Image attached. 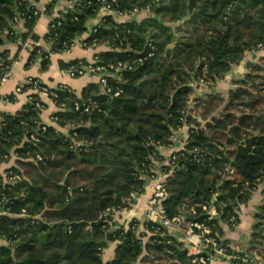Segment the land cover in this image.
I'll return each instance as SVG.
<instances>
[{
  "label": "trees",
  "instance_id": "1",
  "mask_svg": "<svg viewBox=\"0 0 264 264\" xmlns=\"http://www.w3.org/2000/svg\"><path fill=\"white\" fill-rule=\"evenodd\" d=\"M118 6L156 8L141 20L105 16L85 40L109 45L95 55L99 63L131 64L120 81L110 82L119 95L104 93L98 82L88 84L81 96L51 89L58 104L66 103L54 114L59 127H68L66 133L42 124L44 102L43 108L32 101L18 113L0 112V166L15 153L7 173L20 176L4 186L0 173L9 209L0 215V238L6 241L0 244V264H202L193 262L196 256L160 221L140 227L134 219L114 230L112 224L114 212L130 208L133 194L146 190L164 158L160 148L170 147L185 125L189 136L185 148L174 152L176 167L165 166L169 196L160 205L166 218L183 215L209 226V236L235 256L233 264H256V252L264 253V203L243 251L221 239V223L236 226L241 205L264 184V64L248 62L227 95L200 93L197 87L199 82L213 87L247 52L264 47V0H118ZM98 13L96 0L77 1L75 9L56 18L61 25L49 30L45 41L55 42L53 50H65ZM19 14L26 18L20 47L29 38L40 40L29 1L0 0V45L16 40ZM35 43L29 62L41 57L46 68L49 53ZM13 59L0 52V85ZM80 97L97 107L75 111L72 102ZM215 193L218 216L210 218L203 206L213 203ZM111 243H117L114 255L105 260Z\"/></svg>",
  "mask_w": 264,
  "mask_h": 264
},
{
  "label": "crops",
  "instance_id": "2",
  "mask_svg": "<svg viewBox=\"0 0 264 264\" xmlns=\"http://www.w3.org/2000/svg\"><path fill=\"white\" fill-rule=\"evenodd\" d=\"M37 4L39 6H45L49 13L55 17L65 14L66 8L69 7V0H56L50 2L48 0H38ZM52 5L51 7H49ZM145 13V12H144ZM141 13V19L147 16V13ZM137 19L138 16L136 17ZM128 17H124L121 20H128ZM139 19V20H141ZM49 15H43L36 21L34 32L40 36V40L37 42L42 45L44 50L49 53L48 57L50 63L46 68H42L41 60L36 59L29 62L30 58V46L20 47V40L18 36L26 32L25 24L20 21L14 24V30L17 33L15 41H7L5 39L4 44L0 45V52H7L9 58L13 59L11 65L12 75L5 82L0 85V112L7 113H18L26 108L29 103V97L35 94V91L29 84L27 80L29 78H39L45 85L51 89H55L60 85H66L71 88L72 91L81 96L83 89L92 82H97L98 79L93 75H84L80 77H71L64 72L66 66L74 60H87L92 61L95 59V55L102 51L109 49V45L106 44H96V45H83L82 42L91 35L90 28L97 22L94 18L90 20L88 24V30L80 37H78L73 46L68 50L52 49L54 44L52 42H46L45 36L49 32ZM31 40V43L33 40ZM264 58V47L256 51H249L246 53L245 58L238 65H235L232 70L225 76L224 79L219 82L230 84L228 90L234 86L233 80L242 78L247 72L248 62H262ZM29 63V64H28ZM63 63L66 66H63ZM218 82V83H219ZM18 86H24L23 92L17 93L16 89ZM200 93L208 92L209 90L215 91L212 88L205 87ZM220 91V90H219ZM228 92V91H227ZM8 95H13V100H7L5 97ZM40 98L45 103V107L41 112V122L42 124L56 126L59 130L63 132L68 131V127H59L54 120V114L59 110L55 102L46 94L40 95ZM2 118L0 117V123ZM188 126H183L176 130L174 133L173 143L170 147L160 148L161 154L164 156L163 160L156 163V175L155 177L149 179L146 190L137 195L135 204L130 209H125L120 212L115 213L113 216V228H118L122 225H127L131 218L146 220L150 218L149 211V200L153 194V189L158 182H164L168 173L165 172V166H168L169 159L174 152L182 150L185 148L188 139ZM15 153L12 154L10 160L4 162L0 166V173L5 175L8 169L15 165L16 160ZM264 203V184H260L252 193L250 200L242 204L239 210V223L231 227L228 223L222 222V240H227L230 246L235 250L243 251L247 249L249 242L252 239V234L254 232V225L257 222L256 215L259 212V207ZM186 219L180 218L179 221L174 222L170 227L169 231L171 234L178 236L179 240L183 242L184 248L186 246H194L195 241L187 239L186 234ZM196 240V239H195ZM6 241L0 238V244H5ZM117 243H111L109 247L104 251L105 260L112 259L114 255V249ZM194 251V250H192ZM264 259L263 255L256 252V258ZM207 264H233L232 260L228 257H224L220 254H215Z\"/></svg>",
  "mask_w": 264,
  "mask_h": 264
},
{
  "label": "built area",
  "instance_id": "3",
  "mask_svg": "<svg viewBox=\"0 0 264 264\" xmlns=\"http://www.w3.org/2000/svg\"><path fill=\"white\" fill-rule=\"evenodd\" d=\"M28 1L30 3V7L33 9V16L37 18V20L43 15H49L50 17L49 30L55 29L57 26L61 25V21L56 20V18H61L63 17L64 14H61L55 17L54 15L49 13L48 9L45 6H39L37 4L38 0H28ZM48 1L54 2L56 0H48ZM77 1L79 0H69L70 6L66 8V12H68L70 9H75ZM96 1L97 3H99V13H98V16L96 17L97 22L90 28V34L97 32L99 26L104 21L105 16L110 15L116 18L117 20H121L124 17H128L129 18L128 20H139L136 18L137 16H139L141 13H144V12L148 14V12L151 11V9L140 10L137 8L130 10V11H123L118 6V0H96ZM31 17L32 16H30V18ZM25 20H26L25 16H23V14H19L15 18L14 24H17L20 21L25 22ZM74 42L71 45H66L65 43V46H69L65 50L70 49L71 46H73ZM34 43H35L34 41L31 43V40L28 39L22 45L23 47H29V46L32 47ZM52 43L55 44L54 41H52ZM35 44L38 45V43H35ZM82 44L84 46L87 45L86 42H82ZM260 48L262 47L259 46V49ZM252 51L254 52L256 50H252ZM38 59L42 61L41 57H39ZM139 61H142V58H140ZM126 68H131V64L128 62L126 63L119 62L118 64L104 65V64L99 63L98 59L95 58L92 61L78 60V62L74 64H70L66 69H64V72L71 77H80V76H84L88 74L96 76L98 79L97 82L101 86V89L103 90L104 93L114 94V96H117L119 95V91L118 90L114 91L110 82L112 79L120 81L121 76H122V71L123 69H126ZM11 75H12L11 68H9L3 73L1 77V83L5 82L8 78H10ZM27 84H29V86L33 88V90L35 91V95H37V97H34V94L31 95L29 97V102L34 101L37 108L44 107L42 104L43 100L40 98V95L42 94H46L50 96V98L55 102L59 110L67 108L65 102L58 104L55 101V98H58L57 92L51 90V88L45 85L39 78H33V77L29 78L27 80ZM57 88H63V89H67L68 91H72L71 88H69L66 85H60ZM23 89H24V86H18L16 89V92L17 93L23 92ZM95 107H97V104L94 100H91L90 98L83 99L81 97L79 99L73 100L72 106H71V108L74 109L75 111H81V112H90ZM54 120H55V117H54ZM30 138L35 142L39 140L34 134H32ZM36 159L42 160V156L38 154L36 156ZM176 159H177V156L173 153L168 162V167H170V171H173V169L176 167V163H175ZM19 179H20L19 175H16L12 173L11 171L8 173L6 172L5 175H3L2 184L4 186H6L7 184H13ZM166 192L167 191H166L164 182H158L155 185L153 189V194L149 200L150 218L144 221L138 219L139 221H141L140 227L144 226L145 221L152 220L155 222L160 221L168 229H170V227L172 226L174 222H177L180 220V218H182V217H177L172 220L166 218L165 210L160 205L161 201L165 199ZM133 196L135 198L137 197L135 196V194H133ZM217 200H218V193H215L214 198H213V203L210 206H206V205L203 206V209L208 211L210 218H214L218 216V206L215 203ZM5 202H6V195L3 193V190L0 186V215L9 213L8 211L9 209L8 208L5 209L4 207ZM134 204H132L130 208H132ZM130 208H125V209H130ZM125 209L116 210L114 214L122 210H125ZM192 213L195 214L196 211L192 209ZM183 219H185L184 216H183ZM132 220H134V218H131L130 221ZM185 226H186L187 239L192 240V242L193 240L195 241L194 246L185 247V249L188 251L190 255L196 256L193 258L194 263L200 262L202 264H206L207 262L211 260V258L215 254H220L224 257H228L230 258V260L235 258L234 255L228 253V250L224 246H220L215 238H212L209 236L211 232V229L209 226H206L202 223L195 222V221H186ZM196 229L198 231H196ZM208 248H210L211 250H214L215 253L206 255L205 253L207 252L206 250ZM255 263L264 264V259L257 257L255 259Z\"/></svg>",
  "mask_w": 264,
  "mask_h": 264
},
{
  "label": "rangeland",
  "instance_id": "4",
  "mask_svg": "<svg viewBox=\"0 0 264 264\" xmlns=\"http://www.w3.org/2000/svg\"><path fill=\"white\" fill-rule=\"evenodd\" d=\"M145 15V13H144ZM143 16V15H142ZM142 16H138L139 19L142 18ZM261 64H264V59H262V62H260ZM197 84H195L196 86ZM209 84L206 83V82H199V85L197 87V90L198 92H202L203 90H206L205 87H207ZM230 84H226V83H222V82H219L217 84H215L213 87H211L212 89H214L215 91H219L221 93H223L224 95H227V91H228V88H229ZM180 217L183 218V215H180Z\"/></svg>",
  "mask_w": 264,
  "mask_h": 264
},
{
  "label": "water",
  "instance_id": "5",
  "mask_svg": "<svg viewBox=\"0 0 264 264\" xmlns=\"http://www.w3.org/2000/svg\"><path fill=\"white\" fill-rule=\"evenodd\" d=\"M151 11H152V12H156V8H152ZM168 196H169V193L166 192L165 198H167ZM114 229H115V228H113V230H114Z\"/></svg>",
  "mask_w": 264,
  "mask_h": 264
}]
</instances>
